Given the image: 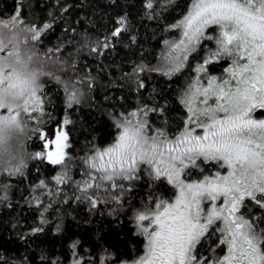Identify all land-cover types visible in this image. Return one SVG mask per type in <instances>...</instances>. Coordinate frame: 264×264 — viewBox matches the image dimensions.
Here are the masks:
<instances>
[{
  "label": "snow or ice",
  "instance_id": "6c2138e0",
  "mask_svg": "<svg viewBox=\"0 0 264 264\" xmlns=\"http://www.w3.org/2000/svg\"><path fill=\"white\" fill-rule=\"evenodd\" d=\"M158 6V0H145L150 16ZM22 11L21 0L11 18L0 20V24L22 23ZM117 24L114 38L126 30L123 17ZM50 27H30L33 40L38 41L42 31ZM169 27L180 29L183 38L165 41L168 51L161 67L151 69L169 78L188 66L189 57L200 51L203 41L215 44L190 67L194 75L177 97L185 110L182 127L170 135L164 126H150L148 113H163V109L141 108L117 119L115 126L120 131L116 142L85 158L84 178L73 183L92 207L98 202L93 197L101 190L123 189L118 181L138 180L141 172L154 180L163 178L178 190L174 202L159 201L153 209L133 211L138 234L146 238V254L133 264H264V229L259 227L264 218L249 219L241 213L246 201L264 210V119L255 118L258 110H264V0H194L191 11ZM209 28L215 34L208 32ZM2 47L0 42V50ZM226 58L231 62L223 75H212L209 65ZM3 71L0 66V84L7 79L8 89L17 88V95H27L21 106L6 104L3 92L7 89L0 88V110L7 108V114L0 115V127H20L18 107L38 121L40 126L33 131L42 150L33 158L62 168L52 177L57 185L55 193L44 180L36 187L49 196L58 195L59 185L71 179L65 158L66 149L71 147L68 126L72 121L65 116L49 127L43 119L42 89L11 75L4 77ZM73 102L79 103V93L69 86L67 107ZM201 163H214L227 173L217 171L200 180H187L191 169L203 172ZM6 199V194L0 195V200ZM34 199L39 205V197ZM41 223L47 221L42 218ZM217 233L216 247L226 248L223 256H216L211 247L205 252V244ZM76 264H81L79 258ZM99 264H104L103 260Z\"/></svg>",
  "mask_w": 264,
  "mask_h": 264
},
{
  "label": "trees",
  "instance_id": "16d2710c",
  "mask_svg": "<svg viewBox=\"0 0 264 264\" xmlns=\"http://www.w3.org/2000/svg\"><path fill=\"white\" fill-rule=\"evenodd\" d=\"M193 2L158 0L150 16L145 0H22L20 26L40 30L51 24L38 41L33 34L23 36L31 38L26 55L33 58L32 68L43 90V119L49 127L65 116L72 121L68 126L71 147L65 158L71 179L59 185L58 195L45 194L36 186L44 180L55 193L52 177L62 166L23 160L22 153L18 171H1L0 195L6 194L7 199L0 200V264H69L76 258L98 263L106 258L110 264L142 253L144 237L138 234L133 211L142 210L162 193L167 196L166 182L141 173L138 180L119 182L123 189L101 190L93 197L98 202L92 207L73 181L84 178L85 158L115 142L120 131L117 119L141 108L163 109V113L149 112L148 122L158 119L159 127H169L168 131L182 126L185 110L177 97L194 75L190 67L214 42L203 41L200 51L189 57L188 66L171 78L151 69L161 67L168 51L165 41L171 43L180 36V29L169 26L183 19ZM20 5L21 0H0V20L10 19ZM122 17L126 30L114 38L112 32ZM227 63L226 58L209 68L220 71ZM140 68L144 70L137 71ZM141 83L144 87H139ZM69 86L79 93V103L73 102L71 108L67 107ZM21 122L27 127L26 135L24 130L21 135L23 146L28 143L29 150H37L33 146L39 139L33 129L40 126L38 121L24 116ZM42 218L47 223L42 224ZM35 228L42 231L34 232ZM216 237L205 244L206 253L209 247L221 249L216 247Z\"/></svg>",
  "mask_w": 264,
  "mask_h": 264
},
{
  "label": "rangeland",
  "instance_id": "374dc122",
  "mask_svg": "<svg viewBox=\"0 0 264 264\" xmlns=\"http://www.w3.org/2000/svg\"><path fill=\"white\" fill-rule=\"evenodd\" d=\"M192 5L189 9V12L192 9ZM188 13H186V15ZM29 29H30L29 27L23 28L18 23H16L15 25L0 24V42H2V45H3L2 50H0V66H3L4 77H8L11 75L13 77V79L18 78L21 81L26 80L28 82V84L37 88L40 84L38 83V78H36L37 74H36V72H34V70L32 68L34 65L33 58L26 55V53H28L27 49L31 48V41H30L31 38L25 39V37L23 36L24 34H27V38H29L30 34H32V32ZM23 30H25L26 32H24ZM216 31H218V29ZM180 32L181 33H180L179 38L173 42H178L180 39L183 38L182 31L180 30ZM212 32H213V34H215L214 31H212ZM214 47H215V44L211 48H214ZM230 62H231L230 59H228V63L224 67L222 66L223 68L221 67L222 70H220V71L219 70L213 71L210 68H209V71L212 75L221 76L224 73V69L229 66ZM8 83H9V81L7 79H5L3 84H0V88L7 89L6 91L3 92V97H4L5 103L17 105V106L23 105L27 93L25 92L24 95H17L16 93L18 92V89L17 88L8 89L7 88ZM38 88L42 89L41 85ZM16 110L19 111V113H20L18 118H17L19 121L20 127H17L16 125H10V126L5 125V126L0 127V177H1V175H3L1 173V171H3V173L9 174L8 170H12V169L17 170V168H19V166H21L22 161L25 159L30 160V161L31 160H38V159L33 158L34 153L42 150L40 140H38L34 144L36 146H33V147H37V150H29V147H28L29 144L28 143H27L28 145L26 144L25 147L23 146L24 145V139L23 138L26 135L25 130H27V127L22 124L21 118H24V116H26V117H28V116L24 113L22 107H18ZM260 111H264V110H258L257 112H260ZM6 114H7V108L0 110V115H6ZM255 118L264 119V112L261 115H256V113H255ZM153 123L154 124L151 123L152 125L149 123V125L152 127H155V128H159L161 121H158V119H157ZM168 128L169 127H167V129ZM23 130H24V134L22 133ZM168 132H171L170 135H172L176 131H174V129H172V130H169ZM22 134L24 136L21 137ZM115 142H116V140H115ZM39 147H40V149H38ZM20 148H22V149L20 150ZM31 151H32V153H31ZM20 153L23 154V157H24L23 160H22ZM66 154H67V149H66ZM201 167L203 168V172H201L199 168H193L190 171V175L187 176L186 179L190 180V181L191 180H200V179H202V177L204 175H213L217 171H219L221 173V175H224L227 173L226 168H219L214 163H208V164L201 163ZM141 173H143V172H141ZM142 177L153 179L152 177H150L144 173H143ZM159 180H163L170 187L167 196L164 197V193H162V196L160 195L157 200L155 199V200L147 203V205H145L142 208V210H144L145 208L153 209L155 204L159 201H165V202H169V203L174 202V200L178 194V190L174 187V185L169 184L163 178L159 179ZM155 181H158V180H155ZM119 182H121V181H118V183ZM205 207H207V205H205ZM261 218H264V214L262 215ZM261 218L258 215L257 220H260ZM147 223L148 222L145 221V224H147ZM262 224H264V223H262ZM259 225H261V223ZM262 227H264V225ZM216 235H218V238H219V233H217ZM143 237H144V246H143V251L141 254H139L133 260L123 261V262L115 263V264H133L134 261L145 256V254H146V249H145L146 238H145V236H143ZM221 250L222 249H216L215 255L216 256H223L226 253L225 246H224L223 254H221V252H222ZM76 260H77V258L72 260L69 264H76ZM79 260H80L81 264H86V261L84 262L80 258H79ZM103 262H104V264H108V260L106 258L103 259ZM90 264H99V263L98 262H90ZM110 264H113V263H110Z\"/></svg>",
  "mask_w": 264,
  "mask_h": 264
},
{
  "label": "flooded vegetation",
  "instance_id": "af4514ba",
  "mask_svg": "<svg viewBox=\"0 0 264 264\" xmlns=\"http://www.w3.org/2000/svg\"><path fill=\"white\" fill-rule=\"evenodd\" d=\"M264 111H260V112H256V115H261L263 114ZM247 207L246 208H242L241 209V213H243L245 215L246 218L249 219H258V215L260 216V218L262 217V215L264 214V210L259 209L257 206H255L252 203H249L246 201ZM261 225L263 226L264 224L261 223ZM261 225H259V227L261 229H264V227H262ZM215 236H217V240H218V235L215 234ZM220 248L222 249L221 254H223L224 252V246L221 245Z\"/></svg>",
  "mask_w": 264,
  "mask_h": 264
}]
</instances>
